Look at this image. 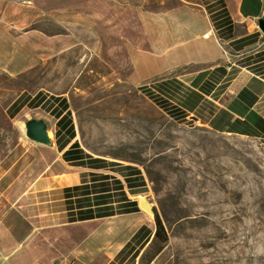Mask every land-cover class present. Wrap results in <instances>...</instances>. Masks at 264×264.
Here are the masks:
<instances>
[{
    "label": "crops",
    "instance_id": "1",
    "mask_svg": "<svg viewBox=\"0 0 264 264\" xmlns=\"http://www.w3.org/2000/svg\"><path fill=\"white\" fill-rule=\"evenodd\" d=\"M159 2L84 0L104 62L175 119L264 140V34L257 24L264 0ZM31 4L0 0V68L10 74L26 71L56 39L24 29L45 13ZM43 94L22 90L7 107L11 118L47 101L54 141L36 143L19 132L13 145H0V264H137L134 252L155 228L153 213L139 204L147 186L142 168L87 151L66 97ZM62 98L67 108L57 114Z\"/></svg>",
    "mask_w": 264,
    "mask_h": 264
},
{
    "label": "rangeland",
    "instance_id": "2",
    "mask_svg": "<svg viewBox=\"0 0 264 264\" xmlns=\"http://www.w3.org/2000/svg\"><path fill=\"white\" fill-rule=\"evenodd\" d=\"M119 1L162 6L159 0ZM26 2L42 5L45 13L28 19L24 29L56 39L44 43L43 55L26 71L0 70V145L17 141L22 132L16 119L26 110L35 108L54 120L47 101L7 117L20 91L64 96L87 151L139 159L133 162L146 176L144 196L168 234L149 261L154 247L146 252L144 264H264V140L218 133L159 108L104 62L103 39L96 21L83 15L84 0ZM74 36V43L80 42L71 46Z\"/></svg>",
    "mask_w": 264,
    "mask_h": 264
},
{
    "label": "water",
    "instance_id": "3",
    "mask_svg": "<svg viewBox=\"0 0 264 264\" xmlns=\"http://www.w3.org/2000/svg\"><path fill=\"white\" fill-rule=\"evenodd\" d=\"M257 24L261 32L264 34V14L258 17ZM18 121L23 122V128L19 126ZM16 125L27 139L44 145L53 144L54 120L46 113L35 108L26 110L17 116ZM139 204L147 211L154 213L153 206L146 196L142 195L140 197Z\"/></svg>",
    "mask_w": 264,
    "mask_h": 264
},
{
    "label": "trees",
    "instance_id": "4",
    "mask_svg": "<svg viewBox=\"0 0 264 264\" xmlns=\"http://www.w3.org/2000/svg\"><path fill=\"white\" fill-rule=\"evenodd\" d=\"M19 101V99H16L12 104L11 106H15L16 103ZM59 103H60V109H58L57 111V114H60V112H62L63 109L67 108V103H66V100L64 98L60 99L59 100ZM68 112V111H67ZM71 133L69 134L68 138L70 140V138H72L74 136V131H73V126H71ZM71 145H76L78 146L79 143L77 140L73 141L71 143ZM90 155V154H88ZM129 160L131 161H136L138 162V158L136 157H128ZM153 212H154V222H155V228H154V231H153V235L151 237V239L149 240L146 248L144 249L143 252H141L140 254V263L139 264H144V261H143V258L146 254V252L151 248V247H154L153 248V252L152 254H150V256L146 259L147 261L151 260L152 257L154 256L155 253H157L162 247L163 245L165 244V242L167 241L168 239V234H167V231H166V228H165V225L162 221V218L159 214V212L156 210V207L153 206ZM149 239V234H147V237L143 240V242L140 244L139 248L135 250L134 252V256H136L141 248L144 246V244L148 241Z\"/></svg>",
    "mask_w": 264,
    "mask_h": 264
},
{
    "label": "bare ground",
    "instance_id": "5",
    "mask_svg": "<svg viewBox=\"0 0 264 264\" xmlns=\"http://www.w3.org/2000/svg\"><path fill=\"white\" fill-rule=\"evenodd\" d=\"M19 125H20L21 128H23V122L22 121L19 122Z\"/></svg>",
    "mask_w": 264,
    "mask_h": 264
}]
</instances>
